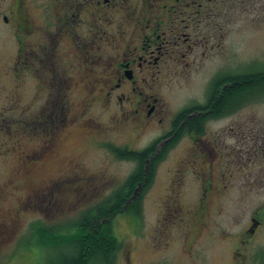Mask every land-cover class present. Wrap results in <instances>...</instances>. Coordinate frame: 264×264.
<instances>
[{"label": "rangeland", "instance_id": "rangeland-1", "mask_svg": "<svg viewBox=\"0 0 264 264\" xmlns=\"http://www.w3.org/2000/svg\"><path fill=\"white\" fill-rule=\"evenodd\" d=\"M252 38L253 43L238 50L241 69L254 57L264 63V26ZM68 48L63 47L59 61L49 60L45 67L49 75L30 76L24 81L12 74L14 53L10 49L0 58V264L46 262L52 251L35 245L34 229L39 225H70L107 199L137 168L136 162L118 158L111 148L136 152L149 148L192 97L201 100L214 72L224 68L217 53L205 59L201 55L205 49H197L193 57H187L190 65L195 62L191 70L180 64L174 76L158 81L161 86L157 98L169 113L168 122L149 125L143 131L137 128L133 116H123L116 100L121 93L103 106L100 90H108L104 78H108L112 63L108 54L114 53L110 46L104 50L100 47L104 61L94 59L92 49L86 59L87 54L74 56L69 53L74 48ZM35 67L32 73L39 70V64ZM241 116L252 117L253 125L263 130L264 101L245 108ZM11 124L14 126L9 129ZM87 124L97 125L98 132ZM225 125L229 126L228 121L212 126L213 132ZM58 130L61 133L55 152L42 159L41 147L57 137ZM228 133L209 138L222 146L217 154L227 159L232 150H244L241 154L246 158L248 146L255 143L243 140L239 148L233 132ZM189 146V142L183 144L155 168L139 219L127 214L114 218L116 235L123 244L115 264H264V158L245 161L241 168L234 165L232 171L223 170L231 185L211 206L208 227L190 228L192 220H180L196 208L194 203L201 197V190L193 176L178 172L179 168H187ZM255 148L264 149V135ZM175 212H182V216L179 218ZM258 212H262L263 225L251 243L239 244Z\"/></svg>", "mask_w": 264, "mask_h": 264}, {"label": "flooded vegetation", "instance_id": "flooded-vegetation-1", "mask_svg": "<svg viewBox=\"0 0 264 264\" xmlns=\"http://www.w3.org/2000/svg\"><path fill=\"white\" fill-rule=\"evenodd\" d=\"M262 26L264 0H0V58L10 49L14 53L12 74L24 81L30 76L44 78L47 63L50 59L59 61L64 46H69L68 50L73 47L69 53L74 56L87 54L86 59L92 49L97 61L105 60L100 47L104 50L110 46L114 53L108 54L112 63L108 78H104L108 90H100L103 106L121 93L116 100L123 116H133L137 128L145 131L149 125L168 122L169 113L157 98L161 86L158 81L174 76L180 64L191 70L195 62L190 65L187 57H193L197 49H205L201 54L205 59L217 53L224 68L214 72L201 100L192 97L194 103L189 100L168 123L169 128L157 140L155 153L157 169L170 153L190 143L186 149L187 168H179L178 172L193 176L201 197L194 203L196 208L180 222L190 219V228L206 229L211 206L231 185L224 171L241 168L253 158H264V149L255 148L264 135V126L258 130L252 117L241 116L245 108L264 101V63L254 57L249 59V66L241 69L237 62L239 48L253 43L252 34ZM37 64L39 70L32 73ZM241 78L257 82L242 89ZM92 90L94 96L95 87ZM226 121L229 126L213 132L212 126ZM87 125L98 132L97 125ZM28 128L31 132V125ZM224 132H233L239 148L245 140L255 143L248 146L246 158L242 157L244 150L231 151L228 158L235 156L234 161L217 154L222 146L209 138L223 137ZM60 133L41 147L42 159L55 152ZM28 158L31 163L33 157ZM175 213L182 216V212ZM261 213L251 219V229L241 235L239 244L254 239L263 225Z\"/></svg>", "mask_w": 264, "mask_h": 264}, {"label": "trees", "instance_id": "trees-1", "mask_svg": "<svg viewBox=\"0 0 264 264\" xmlns=\"http://www.w3.org/2000/svg\"><path fill=\"white\" fill-rule=\"evenodd\" d=\"M240 80L242 89L257 82L246 78ZM157 143L142 152L111 148L118 158L137 164L135 172L121 187L70 225L56 228L39 225L34 229L32 239L35 245L52 251L43 264H115L123 244L116 235L113 220L121 214L138 219L141 216L142 199L159 162L155 157ZM148 159L151 163L146 170ZM139 188L142 189L140 193Z\"/></svg>", "mask_w": 264, "mask_h": 264}, {"label": "water", "instance_id": "water-1", "mask_svg": "<svg viewBox=\"0 0 264 264\" xmlns=\"http://www.w3.org/2000/svg\"><path fill=\"white\" fill-rule=\"evenodd\" d=\"M148 166V165H147ZM148 168H149V166H148ZM141 189V188H140Z\"/></svg>", "mask_w": 264, "mask_h": 264}]
</instances>
